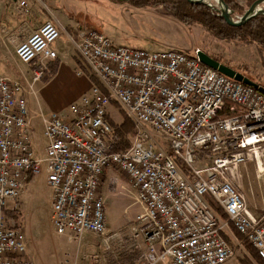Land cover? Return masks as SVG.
<instances>
[{
    "label": "built area",
    "instance_id": "built-area-1",
    "mask_svg": "<svg viewBox=\"0 0 264 264\" xmlns=\"http://www.w3.org/2000/svg\"><path fill=\"white\" fill-rule=\"evenodd\" d=\"M60 35L46 22L16 47L18 61L33 67L30 86L58 59L53 45ZM78 38L77 75L98 85L69 106L66 118H44L42 158L33 146L25 86L0 76V264H35L10 214L18 212V200L43 167L53 194V227L69 241L93 234L109 249L114 239L138 252L134 264H226L235 256L224 236L232 227L264 262V212L249 208L238 185L248 163L264 175V93L205 66L199 51L129 48L83 27ZM112 106L135 127L124 151L114 150ZM149 129L168 141L169 150L158 147ZM107 170L128 180L144 208L127 236L107 232L100 193Z\"/></svg>",
    "mask_w": 264,
    "mask_h": 264
},
{
    "label": "rangeland",
    "instance_id": "rangeland-1",
    "mask_svg": "<svg viewBox=\"0 0 264 264\" xmlns=\"http://www.w3.org/2000/svg\"><path fill=\"white\" fill-rule=\"evenodd\" d=\"M234 2L233 8L229 7L234 20H239L253 5L250 6L247 0H234ZM207 4L212 6L213 9H211L214 12L220 9L216 0H209ZM261 7L264 9V4ZM131 8L125 10L124 5H115L108 0H59L58 5V10L69 14L80 27L95 30L98 27L104 28L107 34L105 35L117 45L142 50H176L187 55L201 51L233 69L239 68V71L243 72L240 73L245 77L264 86V49H259L255 44L228 43L215 38L202 28L186 27L164 9ZM135 11L141 13L135 14ZM14 37L16 36L9 35L1 40L4 42V46L0 45L2 52L0 58L4 62L0 61V74L5 72L6 76L12 79L24 76L28 82L32 83L33 67L19 62L17 57L13 59L7 56V52L10 53L7 49L8 45H6L8 42L11 47L10 51L14 55L15 45L10 42ZM60 40L67 42L68 38L62 36ZM76 59L80 62L79 58ZM18 69L19 71H16ZM9 72H12V75H9ZM21 82L25 86L24 80ZM36 90L34 93L24 92L28 111L30 112L31 109L38 113L52 111L45 98L46 89H41L37 84ZM71 101H73L72 98L62 100L61 108L69 107ZM109 112L115 125H120L125 121L126 116L115 106H112ZM148 133L159 148L169 150L168 141L163 136L150 129ZM131 138L132 136L129 135V141ZM34 141L36 142V155L38 158H42L45 153L46 140L40 121L36 126ZM43 171H45V167H43L42 173H44ZM41 174L36 178L41 177ZM39 180V182H32V180V184L29 186L30 201L26 206L27 218L23 228L29 243L28 254L32 255L35 264H74V254L78 257V264H134V255L138 252L131 253L126 248L119 247L114 239L109 240V249H107L108 246L103 238L93 234H87L81 240L69 242L64 236H59L44 210L48 190L44 179L40 178ZM252 187L260 197L261 192H264V181L254 180ZM129 189L130 191H123V194L112 197L106 206L107 232L110 236L116 233L127 236L132 232L133 227L138 226L136 216L142 214L144 208L136 202L134 189ZM18 213L19 211L16 214ZM14 220L18 225L23 226L21 214L19 221L15 218ZM226 236L235 250L234 258L226 264L254 262L250 250L247 248L248 244H245L246 241L236 238L232 230H227Z\"/></svg>",
    "mask_w": 264,
    "mask_h": 264
},
{
    "label": "crops",
    "instance_id": "crops-1",
    "mask_svg": "<svg viewBox=\"0 0 264 264\" xmlns=\"http://www.w3.org/2000/svg\"><path fill=\"white\" fill-rule=\"evenodd\" d=\"M23 1L27 3L28 8L26 9L19 8V4ZM58 5H59V0H51L49 2H44L42 0H0V45L2 44L4 46V42L3 41L1 42V40L6 36L9 35L16 36L12 38L10 41L11 44L13 43L15 45L14 55L16 54L15 50L18 44L24 41L30 34L38 30L46 22H52L58 27L61 34L60 38L62 36H67L68 38L67 42H65L64 40H60L59 38L58 41L56 42L55 47H53L58 55V59L51 62L48 65V72L46 73L45 76H51L50 65L52 63L57 61L58 67L55 74L52 75L47 82H44L43 81L44 78H43L41 81H38L34 83L32 86H30L31 83L28 82L24 76H22L23 78H21V76L19 78H16L19 80L21 79L24 80L25 91L27 92L34 93L35 91H37L36 90L37 84H39L41 89L45 88L46 89L45 98L47 100V104L52 109V111L48 113H42V112L38 113L34 109H31L30 112L28 111L29 119L32 127V141H33L34 149L36 148L35 147L36 142L34 141V134L38 122L40 121L42 126V131L44 132L43 120L49 114L54 113L63 118H66L68 115V111H66V109L69 107L61 108L60 103L62 102V100H65V98H69V99L72 98L73 101L70 102V105L73 103H77L81 100L83 95L86 94L91 89L93 85V82L91 81L90 78L77 76L78 70L82 67L81 62H78L76 59L79 58L77 51V44L79 41L78 38L79 28L81 27L77 22H75L70 17L69 14L66 13L64 14L61 11H59ZM124 7L125 10H129L131 8L129 6H124ZM134 13L137 14L141 12L135 11ZM97 30L102 32L104 35L106 34L104 28L102 29L101 27L100 28L98 27ZM6 45H8L7 49L10 52V53L7 52V56L8 57L10 56L13 59H15L16 55L15 56L12 55V52L10 51L11 47L9 45V42ZM1 54L2 52L0 50V55ZM0 61L4 62L3 59L1 58ZM16 71H19V69ZM9 75H12V72H9ZM0 76H6L5 72L3 74H0ZM43 172L44 173L41 174V177L34 178L32 182H37L40 178L44 179V184L46 185L48 190V198L47 201H45L46 203L44 210L46 212V215L49 217L48 219L49 222L52 224L51 206L53 202V194L51 188L47 184L46 171ZM254 180L258 182L264 181V175L262 177L258 176L256 171V166L253 163H249L242 166L240 168L239 179H238L239 188L245 195L249 208L256 215H261L264 212V192H261L260 190L261 195L260 197H258V195L256 194L255 190L252 187V182ZM32 182L28 185L26 191L18 200V207H19L18 214H21L23 220V226L21 225L19 226H21L22 229L24 228L27 218L25 211H26V206L30 201L28 190ZM129 188H132V186L124 176H122L120 173H118L115 170H107L101 182L100 193L105 199L106 206H108V202L112 199V197L123 194V191H130ZM8 204L11 205L12 202L9 201ZM67 241L69 242L68 239ZM140 242L142 247L144 248L145 246L144 241L141 240ZM28 245L29 243L27 240V257L34 262L32 255L30 253L28 254V247H29ZM73 260H74L73 261L74 264H78V257L75 254Z\"/></svg>",
    "mask_w": 264,
    "mask_h": 264
},
{
    "label": "trees",
    "instance_id": "trees-1",
    "mask_svg": "<svg viewBox=\"0 0 264 264\" xmlns=\"http://www.w3.org/2000/svg\"><path fill=\"white\" fill-rule=\"evenodd\" d=\"M109 2L116 5L129 6L136 9H164L165 11L172 14L176 19L183 23L186 27H198L206 30L209 34L217 39L223 40L228 43H236L240 45H257L259 49H264V16L256 17L250 20L248 23L241 27H231L225 20L217 13L214 12L207 5H197L189 3L187 0H108ZM257 0H247L250 6ZM229 7L233 8L235 5L234 0H224ZM58 67V62H54L50 65L51 76L55 74ZM239 71V68H234ZM51 76L43 77V81L47 82ZM94 84L98 85V82L91 78ZM261 87L263 85L258 84ZM114 132L116 135V141L114 143L115 151H124L130 147L129 135L134 136L135 127L126 118L120 125H115V123L110 121ZM179 165L185 169L182 163L179 161ZM214 205V203H213ZM214 209L218 214L219 218L223 221H227V216L225 212L218 206L214 205ZM17 221L20 219V214H10ZM232 232L239 240L245 241L244 238L231 227ZM227 241L229 238L224 235ZM248 244L247 248L254 259V262L248 264H264V262L259 258L257 251L253 248L251 244Z\"/></svg>",
    "mask_w": 264,
    "mask_h": 264
},
{
    "label": "water",
    "instance_id": "water-1",
    "mask_svg": "<svg viewBox=\"0 0 264 264\" xmlns=\"http://www.w3.org/2000/svg\"><path fill=\"white\" fill-rule=\"evenodd\" d=\"M189 3L197 5H207L212 8L211 5L207 4L209 0H187ZM220 5V9L216 12L225 20V22L231 27H241L248 23L250 20L263 15L264 9L261 7L264 4V0H257L253 5L245 12V14L239 18V20H234L232 17V11L229 6L224 2V0H216ZM213 9V8H212ZM198 59L205 66L218 71L219 73L225 75L226 77L235 80L236 82L243 83L244 85L251 86L258 89L264 93V88L254 83L249 78L245 77L243 74L237 72L235 69L220 63L219 61L213 59L204 52L199 51L197 54Z\"/></svg>",
    "mask_w": 264,
    "mask_h": 264
}]
</instances>
